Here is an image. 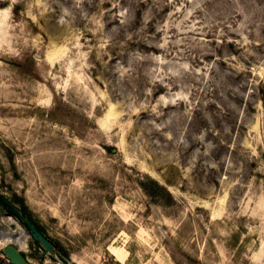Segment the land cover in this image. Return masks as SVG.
I'll use <instances>...</instances> for the list:
<instances>
[{
	"label": "rangeland",
	"instance_id": "rangeland-1",
	"mask_svg": "<svg viewBox=\"0 0 264 264\" xmlns=\"http://www.w3.org/2000/svg\"><path fill=\"white\" fill-rule=\"evenodd\" d=\"M0 194L68 264H264V0H0Z\"/></svg>",
	"mask_w": 264,
	"mask_h": 264
},
{
	"label": "water",
	"instance_id": "water-1",
	"mask_svg": "<svg viewBox=\"0 0 264 264\" xmlns=\"http://www.w3.org/2000/svg\"><path fill=\"white\" fill-rule=\"evenodd\" d=\"M0 201L8 212L14 216L29 232L33 240L39 244L50 256L51 259L59 261L54 244L45 237L29 220L25 217L20 209L0 194ZM4 253L11 264H29L25 256L14 245L4 249ZM62 263V262H61ZM63 264V263H62Z\"/></svg>",
	"mask_w": 264,
	"mask_h": 264
},
{
	"label": "trees",
	"instance_id": "trees-1",
	"mask_svg": "<svg viewBox=\"0 0 264 264\" xmlns=\"http://www.w3.org/2000/svg\"><path fill=\"white\" fill-rule=\"evenodd\" d=\"M0 205H2L3 206V204L1 203V201H0ZM7 209V208H6ZM20 211L22 212V214L25 216V217H27L28 218V220L45 236V237H47L46 236V234H45V232H44V230H43V228L42 227H40L38 224H37V222H35L34 221V219L32 218V216H31V214H30V212L28 211V209L26 208V206L23 204V203H21V208H20ZM48 238V237H47ZM50 240V239H49ZM35 244L39 247V248H41V249H43L39 244H37L36 242H35ZM44 250V249H43ZM55 250H56V254H57V256H58V258H59V260L63 263V264H68V261H67V259H68V257H69V254L64 250V249H62V248H56L55 247Z\"/></svg>",
	"mask_w": 264,
	"mask_h": 264
}]
</instances>
